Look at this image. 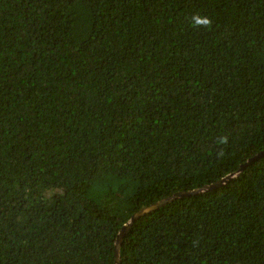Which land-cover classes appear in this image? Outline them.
Here are the masks:
<instances>
[{"label":"trees","instance_id":"1","mask_svg":"<svg viewBox=\"0 0 264 264\" xmlns=\"http://www.w3.org/2000/svg\"><path fill=\"white\" fill-rule=\"evenodd\" d=\"M264 0H0V264H264Z\"/></svg>","mask_w":264,"mask_h":264},{"label":"water","instance_id":"2","mask_svg":"<svg viewBox=\"0 0 264 264\" xmlns=\"http://www.w3.org/2000/svg\"><path fill=\"white\" fill-rule=\"evenodd\" d=\"M264 156V150L261 151L259 154L255 155L253 158L249 159L248 161H246V163H244L243 165H241V167L239 168V170L237 171V174L240 173L246 166H248L249 164H251L253 161L257 160L258 158ZM235 175H228L226 177H224L223 179L203 187L202 189H197V190H193V191H188V192H178L173 194L170 197H167L163 200L157 201L154 204H151L148 207L142 208L140 211L134 213L130 219V223L123 226L121 228V230L119 231V233L117 234L116 237V241H115V245H114V259H115V263L116 264H121L120 263V254H119V249H120V245H121V241L123 239L124 234L126 233V231L128 230L129 225L134 222V220H136L137 218H139L140 216L149 213L175 199L181 198L183 196H189L192 194H197L203 191H208V190H215L218 189L219 187H221L222 185H224L227 181H229L230 179H232Z\"/></svg>","mask_w":264,"mask_h":264}]
</instances>
